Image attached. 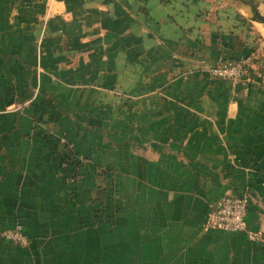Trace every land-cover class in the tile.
<instances>
[{
	"label": "crops",
	"instance_id": "obj_1",
	"mask_svg": "<svg viewBox=\"0 0 264 264\" xmlns=\"http://www.w3.org/2000/svg\"><path fill=\"white\" fill-rule=\"evenodd\" d=\"M239 56L264 74L249 1L0 0V230L29 236L0 264H264V84L209 73ZM231 191L255 238L204 227Z\"/></svg>",
	"mask_w": 264,
	"mask_h": 264
},
{
	"label": "built area",
	"instance_id": "obj_2",
	"mask_svg": "<svg viewBox=\"0 0 264 264\" xmlns=\"http://www.w3.org/2000/svg\"><path fill=\"white\" fill-rule=\"evenodd\" d=\"M209 73L212 77L223 79L232 86H246L249 83L264 84V74L260 70L252 68L248 56L220 58L210 67ZM73 154L74 152L70 148L67 152V159L68 157L70 160L78 158L73 156ZM73 179V175L67 177V181H72ZM248 198L247 191H231L222 194L217 199L208 201L204 227L232 232L246 231L251 238H255L256 233L252 232L246 223ZM0 238L21 244H26L29 241V236L24 232L20 224L0 230Z\"/></svg>",
	"mask_w": 264,
	"mask_h": 264
},
{
	"label": "trees",
	"instance_id": "obj_3",
	"mask_svg": "<svg viewBox=\"0 0 264 264\" xmlns=\"http://www.w3.org/2000/svg\"><path fill=\"white\" fill-rule=\"evenodd\" d=\"M240 1H249L250 4L252 5L253 9H254V15H255L256 19H259L258 18V16H259L258 15V12L255 10L256 9V6H258V3H256V1H254V0H240Z\"/></svg>",
	"mask_w": 264,
	"mask_h": 264
},
{
	"label": "rangeland",
	"instance_id": "obj_4",
	"mask_svg": "<svg viewBox=\"0 0 264 264\" xmlns=\"http://www.w3.org/2000/svg\"><path fill=\"white\" fill-rule=\"evenodd\" d=\"M254 1H256V3H258V5L261 6V12H262L261 14H264V0H254ZM259 16H258L259 19H264V18L259 17ZM262 16H264V15H262Z\"/></svg>",
	"mask_w": 264,
	"mask_h": 264
},
{
	"label": "water",
	"instance_id": "obj_5",
	"mask_svg": "<svg viewBox=\"0 0 264 264\" xmlns=\"http://www.w3.org/2000/svg\"><path fill=\"white\" fill-rule=\"evenodd\" d=\"M256 10L258 11L257 6H256ZM258 14L260 15V17L262 16L261 12L259 11H258Z\"/></svg>",
	"mask_w": 264,
	"mask_h": 264
}]
</instances>
